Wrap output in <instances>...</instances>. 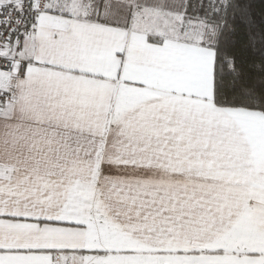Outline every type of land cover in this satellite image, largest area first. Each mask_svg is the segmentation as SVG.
<instances>
[{"label": "snow or ice", "instance_id": "1", "mask_svg": "<svg viewBox=\"0 0 264 264\" xmlns=\"http://www.w3.org/2000/svg\"><path fill=\"white\" fill-rule=\"evenodd\" d=\"M0 264H264V0H0Z\"/></svg>", "mask_w": 264, "mask_h": 264}]
</instances>
